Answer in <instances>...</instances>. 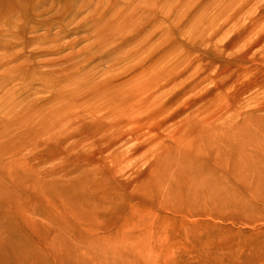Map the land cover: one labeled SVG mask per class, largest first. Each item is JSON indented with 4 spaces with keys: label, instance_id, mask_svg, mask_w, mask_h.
Segmentation results:
<instances>
[{
    "label": "rangeland",
    "instance_id": "1",
    "mask_svg": "<svg viewBox=\"0 0 264 264\" xmlns=\"http://www.w3.org/2000/svg\"><path fill=\"white\" fill-rule=\"evenodd\" d=\"M263 119L264 0H0V264H264Z\"/></svg>",
    "mask_w": 264,
    "mask_h": 264
},
{
    "label": "bare ground",
    "instance_id": "2",
    "mask_svg": "<svg viewBox=\"0 0 264 264\" xmlns=\"http://www.w3.org/2000/svg\"><path fill=\"white\" fill-rule=\"evenodd\" d=\"M196 33V32H194ZM264 121V119H263ZM259 123V129L262 128V125H264V122H258ZM258 126V124H257ZM261 127V128H260ZM264 129L262 128L261 131H263ZM261 150L258 151V153L256 152V154H254L253 157V162H252V166L255 168L254 170H256V175L254 177H256V179H254L255 181L262 180L264 179V177L262 178V176H264V149L262 150V152H260ZM236 166H238V169L241 170V168L244 169V165H242L241 163L236 162ZM248 166L251 167V164L248 163ZM58 181V180H57Z\"/></svg>",
    "mask_w": 264,
    "mask_h": 264
}]
</instances>
